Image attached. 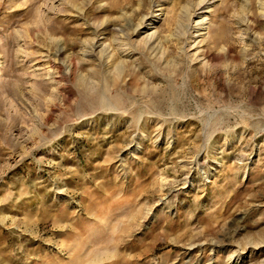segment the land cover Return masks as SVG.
Wrapping results in <instances>:
<instances>
[{"label":"rangeland","instance_id":"1","mask_svg":"<svg viewBox=\"0 0 264 264\" xmlns=\"http://www.w3.org/2000/svg\"><path fill=\"white\" fill-rule=\"evenodd\" d=\"M0 264H264V0H0Z\"/></svg>","mask_w":264,"mask_h":264}]
</instances>
